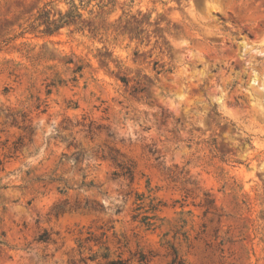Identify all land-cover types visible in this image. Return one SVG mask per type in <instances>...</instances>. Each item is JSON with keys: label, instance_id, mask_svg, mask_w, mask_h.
<instances>
[{"label": "rangeland", "instance_id": "obj_1", "mask_svg": "<svg viewBox=\"0 0 264 264\" xmlns=\"http://www.w3.org/2000/svg\"><path fill=\"white\" fill-rule=\"evenodd\" d=\"M0 264H264V0H0Z\"/></svg>", "mask_w": 264, "mask_h": 264}, {"label": "trees", "instance_id": "obj_2", "mask_svg": "<svg viewBox=\"0 0 264 264\" xmlns=\"http://www.w3.org/2000/svg\"><path fill=\"white\" fill-rule=\"evenodd\" d=\"M35 20L38 21L37 26H40L42 23L46 24L48 34L54 33L58 29V27H60V24H57L55 19H51L50 12L45 8L38 12V14L35 16ZM71 21L72 20H66L63 23L69 24L71 23Z\"/></svg>", "mask_w": 264, "mask_h": 264}]
</instances>
